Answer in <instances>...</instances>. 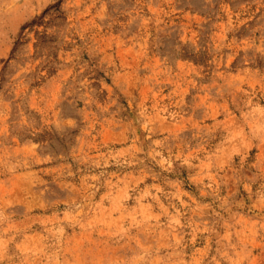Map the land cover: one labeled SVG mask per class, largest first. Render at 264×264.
Instances as JSON below:
<instances>
[{
    "label": "rangeland",
    "instance_id": "374dc122",
    "mask_svg": "<svg viewBox=\"0 0 264 264\" xmlns=\"http://www.w3.org/2000/svg\"><path fill=\"white\" fill-rule=\"evenodd\" d=\"M0 264H264V0H0Z\"/></svg>",
    "mask_w": 264,
    "mask_h": 264
}]
</instances>
